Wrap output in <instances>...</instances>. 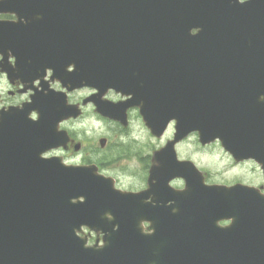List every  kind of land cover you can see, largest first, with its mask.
<instances>
[{
  "label": "water",
  "instance_id": "obj_1",
  "mask_svg": "<svg viewBox=\"0 0 264 264\" xmlns=\"http://www.w3.org/2000/svg\"><path fill=\"white\" fill-rule=\"evenodd\" d=\"M3 9L25 20L10 24L17 45L64 85L131 94L155 134L176 118L177 137H217L264 173V0H0ZM70 63L76 70L66 72ZM28 110H38L37 122ZM78 113L52 91L1 111L0 264H264V194L204 184L171 144L157 152L150 189L138 192L115 188L95 166L41 158L64 139L57 120ZM175 176L184 189L168 186ZM142 220L153 231L144 233ZM83 226L101 231L103 246L85 247Z\"/></svg>",
  "mask_w": 264,
  "mask_h": 264
},
{
  "label": "flooded vegetation",
  "instance_id": "obj_2",
  "mask_svg": "<svg viewBox=\"0 0 264 264\" xmlns=\"http://www.w3.org/2000/svg\"><path fill=\"white\" fill-rule=\"evenodd\" d=\"M18 16L16 15L15 11L12 10H0V86H7L5 87V94H0V110L7 109L10 106H21L24 102L30 99L31 94L35 90H41L43 86H47V88H51L54 90H59L66 93L68 103L75 104L78 108L81 109V114L77 118H68L61 122L62 128H65L67 131V136L65 139V143L63 142L56 150L52 151V153L57 152L61 155V157L67 160V156H71V154L83 153L80 161L81 164H95L98 170L105 174H109V162H112L114 158H110L108 153L100 152L107 149L109 146L108 137L101 136L97 139L99 144V149L97 147L93 148V152L97 155L94 158H87L84 154L87 152L85 149L87 144L83 143L79 138L76 137V134H73L71 131V125L74 122H77L85 113L87 114H98L95 109V102L94 99H99L100 101H105L107 103H114L117 105L115 107V112L121 114V108H118L120 101H124L126 96L121 95L119 92H116L113 89H108L101 97H99L96 93V89L88 86H83L79 88H75L73 90H67L62 87L61 82L59 79L53 74L50 68H46L43 72L40 73L39 77L33 79V58L32 52L30 49H22L20 46L17 45L16 42V33L15 28H11L10 24H14L18 20ZM6 25V26H5ZM10 26L8 29L7 27ZM94 98V99H93ZM137 112L141 118L139 113V107L130 106L124 109L125 117L127 120V125L131 120V114L133 112ZM32 115V113H31ZM101 118L107 119L110 122H114L121 127V131L124 132V127L122 126L120 121L109 119L107 117L101 116ZM120 116V115H119ZM142 120V118H141ZM72 122V123H70ZM176 120L173 119L169 124V136L164 134L163 136H154L156 139L163 141V144L158 148H153L150 152H141L139 154V158L142 162L143 169H144V180L145 185L140 190L148 189V175L149 170L152 165H154L153 151L161 148L167 141L171 140L175 133H176ZM103 138L102 144L100 139ZM192 144L193 149L192 152L197 154L208 153L209 149H216L224 155V157L230 162L231 165H242L245 163L253 162L256 166L259 167L258 163L254 159H236V155H233L229 151L225 150L220 142V140L215 139L213 141L202 143L199 134L197 131H191L178 141L175 142L174 148L176 151L177 158L181 159L178 156V150L180 145ZM84 150V152H83ZM48 153H44V156ZM64 154V155H62ZM119 157V156H118ZM187 160H191L194 165L197 167L195 162L190 158H184ZM200 171L201 180L207 184H215L210 180L209 172L206 170L197 167ZM260 168V167H259ZM109 176V175H108ZM239 179V178H238ZM183 182L184 179L181 177L174 178L170 181L171 185L176 186L178 183L180 184ZM239 180H235L236 183ZM241 182V181H240ZM181 186V185H179ZM257 187H259L262 191H264V184L257 183ZM145 230L151 231L153 228L149 225L148 222L143 223Z\"/></svg>",
  "mask_w": 264,
  "mask_h": 264
},
{
  "label": "rangeland",
  "instance_id": "obj_3",
  "mask_svg": "<svg viewBox=\"0 0 264 264\" xmlns=\"http://www.w3.org/2000/svg\"><path fill=\"white\" fill-rule=\"evenodd\" d=\"M5 87L7 86H0L1 95L5 94ZM71 128L72 133L76 134L77 138L87 144L85 149L87 152L84 154L87 158H94L97 155L92 150L95 147L99 149L97 139L101 136L108 137L109 146L99 154L101 155L102 152L108 153L110 158H114L112 162H109L108 175L113 177L116 186L123 190L142 189L145 185V180L139 154L141 152H150L153 148L160 147L163 141L162 139H156L149 133L148 128L137 112L134 111L131 114L128 126L122 128L124 132L121 131V127L118 124L101 118L93 112L92 114L85 113L83 117L71 125ZM166 136H169V131ZM192 146V144L188 146L187 144L180 145L178 156L181 159L190 158L197 167L208 171L210 180L213 183L230 184L235 180H239L241 183L253 186H256L257 183L264 184L261 170L253 162L236 166L231 165L217 148L209 149L208 153L197 154L192 152ZM82 154L79 152L71 154V156H67V160H75L77 157L81 158ZM172 186L174 188H182L183 182ZM93 240L94 237H91L90 241Z\"/></svg>",
  "mask_w": 264,
  "mask_h": 264
},
{
  "label": "clouds",
  "instance_id": "obj_4",
  "mask_svg": "<svg viewBox=\"0 0 264 264\" xmlns=\"http://www.w3.org/2000/svg\"><path fill=\"white\" fill-rule=\"evenodd\" d=\"M237 2L239 3V4H245V3H247V0H237ZM199 31H200V28H199ZM190 32V34H192L191 33V31H189ZM74 65L73 64H68L67 66H66V70L67 71H69V72H71V71H73L74 70ZM47 68H49V67H47ZM35 94V93H34ZM260 99L261 100H264V94H261V96H260ZM29 104H31V101H29ZM23 108H24V105H21V106H17L16 107V109H19V110H23ZM9 109H4L3 111L4 112H6V111H8ZM38 110H35V111H33V113H32V115L31 116H29V110H28V112H27V118L29 119V120H31V121H33V122H37L38 121V116H37V114H36V112H37ZM66 117L64 116V117H62V118H60V119H58L57 120V122H56V131L57 132H62V124H61V121L63 120V119H65ZM64 143H65V140H64ZM56 145H59V144H56ZM56 145H53V146H50V147H47L45 150H43V151H41L40 152V157L41 158H45V159H47L46 157H44L43 155H42V153H44V152H46L48 149H50V148H52V147H54V146H56ZM51 158H59V162H60V164L61 165H63V166H72V167H81V161H80V158L79 157H77L75 160H65V159H61L60 158V156L59 155H56V156H52ZM100 176V175H99ZM102 177V176H101ZM103 178V177H102ZM131 194V193H130ZM83 198L82 199H80V198H72V201L71 202H73V203H75L76 202V200H79L81 203L84 201V199H85V197L83 196V195H81ZM81 196H79V197H81ZM146 200H148V201H150V197H147L146 198ZM168 204H171V203H173L172 201H168L167 202ZM110 215V214H109ZM118 228V225H113V230H116ZM153 231V230H152ZM74 232H75V235L77 236V237H79V238H83V237H81L79 234H78V230H74ZM144 232V231H143ZM145 233V232H144ZM84 239V246L85 247H91V246H97V247H100V246H103V244H104V240H102V242L101 243H99V244H92L91 242H86V240H85V238H83Z\"/></svg>",
  "mask_w": 264,
  "mask_h": 264
}]
</instances>
